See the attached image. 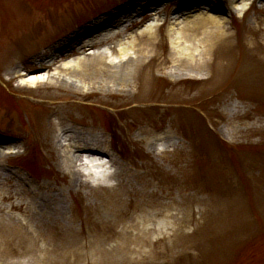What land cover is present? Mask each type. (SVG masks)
Here are the masks:
<instances>
[{
  "label": "rangeland",
  "instance_id": "1",
  "mask_svg": "<svg viewBox=\"0 0 264 264\" xmlns=\"http://www.w3.org/2000/svg\"><path fill=\"white\" fill-rule=\"evenodd\" d=\"M242 2L250 3L244 17L232 12V0H0V147L13 153V168L32 182L45 179L37 183L46 188L66 186L79 170L87 174L79 165L59 168L39 140L41 120L63 108H47L57 90L31 93L20 84L23 77L10 72L18 68L47 82L48 68L69 62L83 72L73 79L77 88L66 94L73 98H66L70 108L61 115L81 134H69L71 141L66 135L69 142L58 152L66 161L68 143L100 133L107 140L103 149L126 166L141 165L150 176L136 181L150 180L159 192V204L150 206L153 222L142 228L83 225L55 233L32 227L31 215L27 220L16 212L22 222L12 226L0 217V264H264V0L235 1ZM128 19L142 24L123 35L118 51L134 57L132 36L155 23L153 42L172 64L123 92L117 66L110 64L126 55L99 45L76 54L69 45L79 35L92 43L97 30L108 33L122 21L126 28ZM190 29L200 32L190 36ZM150 48L141 64L149 63ZM43 55L53 57L44 69ZM102 64L111 73L101 76ZM153 137H159L154 151ZM81 180L67 202L74 217L95 219L99 213L91 210L106 208L107 186L92 188L95 178L88 175ZM89 230L104 239L82 246Z\"/></svg>",
  "mask_w": 264,
  "mask_h": 264
},
{
  "label": "bare ground",
  "instance_id": "2",
  "mask_svg": "<svg viewBox=\"0 0 264 264\" xmlns=\"http://www.w3.org/2000/svg\"><path fill=\"white\" fill-rule=\"evenodd\" d=\"M235 1L236 0H232L231 3L232 12H234V14L240 15L241 17H244V15L250 8L248 7V4L250 5V3H244L246 2L244 1L236 5ZM193 17L207 18L204 17V14H196ZM126 21H128V23L124 25V27L127 26L126 28L121 27V24L124 23V21H122L118 24V26H113V28H119L111 29V31L108 33H106L107 31H104L103 29L97 30L96 35L92 36V43L87 41V39L81 38L79 35V37L74 38V41L72 43L70 42L69 47L70 49H74L76 54H84L88 46L93 47L95 45H99L100 47H107V49L111 51V54L125 56V51L124 53L118 51V47L121 46V43L124 39L123 35L128 34V32H133L136 27H140V25L142 24L141 21L139 22L136 19H128ZM210 23L212 27L217 24L214 21H211ZM158 26L159 24L148 23L144 27L145 31L143 30V32L136 33L134 36H132V39L137 43L133 46L135 50L134 57H129L126 55L118 64H110V66H117V71L119 73L118 80L121 83V90L123 92H125L124 89L133 88V85H129V88H125V86L127 84H133L135 80H139V82L140 80H143L144 85H146L148 79L153 80V78H155V72H159L160 70L163 71L165 68L169 67V64H172V61H170L166 57H162L158 50V47L153 42L156 39L155 29ZM185 26L191 27L189 23L185 24ZM218 29L219 30H217V32L222 30L220 26ZM198 32H200L198 29H190L188 31V34L191 36L197 34ZM180 35L182 36V34ZM150 46L154 50L153 55L149 57L150 61L148 64H141L138 59L146 56V53L151 49ZM98 53L101 59L109 60V57L107 55H103L104 52L99 51ZM43 56L44 57H41L40 61L46 59L47 60L42 61L39 65V67H43L42 69H44V66L47 65L46 62H48V59L50 57L53 59L52 56H50L49 58L46 55ZM55 61L56 59L53 62ZM129 66H131L132 69H130L131 67ZM48 69L49 78L47 82H42V76L26 75L24 73H20L17 71L18 68L11 69L10 72L15 73L18 77H23L20 84L23 88H29V92L31 93H33V90L38 87L40 89L44 88L48 91H50L51 89L57 90L58 95H51L54 98H50L49 100H51L52 102L48 101L47 103L48 110L54 112L56 109L61 107L70 108L66 105V102L64 103V101L66 100V98L71 99L73 97L66 94H69L68 92H72L75 90V88H77L76 86L78 83L73 79L78 78L83 70L80 72L77 67H74V65L69 62L63 63L60 68ZM108 70L109 69L104 64H102L99 66L97 72L101 73V76H104L107 72L111 73ZM82 78L85 79V76H83ZM62 90L67 93H63L65 95H61L59 92H61ZM38 92L39 91H37L35 94L38 95L39 98L46 97L44 95H39ZM69 103L73 104L74 102L70 101ZM73 106L75 105L73 104ZM63 108L56 111L53 116H46L44 119L45 121L41 120L39 140L42 143L44 138L47 144L46 149L50 156L53 159L57 157L58 161L61 162L58 163L59 168L62 169L65 165L70 169L75 165L82 166L83 168H86L88 170L86 175L91 176V178H95L96 183H90L92 185V188L95 186H107V188H104L108 190L106 199L104 201L106 208L101 206V208L103 209L102 211L101 208L97 206L93 207V209L91 210L92 213H99L97 217H95V219L90 214H87L85 217H74L73 213H71V207L69 206L67 199L68 195L78 192L77 187L78 185L80 187L79 183H82L81 177L86 176L85 173L79 170V176L69 180L66 186L64 185L61 187L46 188L43 184L37 183L40 182V180L44 182L45 179L42 178L40 180H36V182H32L25 176H23L20 172L15 170V167L13 168L9 160L13 153L4 152L6 149L0 147V217H4V219H2L1 221H3L8 226H12L16 222H22L21 215L26 216L27 220H29V215H31L32 222L34 223L32 227L42 230H50L55 233H61L65 231L69 232L71 230L73 231L83 225L88 226L89 228L109 225V230H113L121 223H123V227L142 228L153 222V217L156 214V210L150 208V206L152 202L153 205L159 204V192L155 188L156 185H154L149 179V181H146L144 183L137 182L144 181L147 177L150 176V172H147L146 169H144L139 164L134 166H126V164H122V162L114 159L110 153L103 149L107 143V140L105 139V137H102L100 133L93 132V137L89 138L79 137L75 140V143L72 146L68 143L66 145V148L68 149V151H70L67 154L65 161L62 156L64 152H58V150H62V146L65 147V143L68 141L66 135L70 140L69 134H75V130H78L74 129L77 127L70 121V119L64 121V118L61 115ZM92 125L94 126V124ZM78 134L81 133L79 132ZM17 138L23 139L19 135L17 136ZM154 139L155 142H149L151 143L150 148L153 151L155 149L156 141L159 140V137H153V141ZM22 143L23 141H21L20 145H22ZM170 144L171 141L170 139H168L166 145L170 146ZM21 148L26 151L27 145L25 144L24 146H21ZM15 157L21 156L16 155ZM106 159H108V161L103 162V160ZM152 167L157 170V167L153 164L148 165L149 169ZM164 170L167 175L170 173L169 169ZM113 180L116 182V184H114L113 186H111V184H108V182ZM167 180H165V183H167L168 187L166 191L167 193L165 191L164 192L168 202L165 205V209L166 217L170 218L172 214V203L170 201V178H167ZM100 181H104L105 184H100ZM42 189H46V192L42 191ZM16 212L20 213L21 215L19 216L18 214H16ZM89 231L92 232V235L89 232L91 236H84V238L79 241L82 246H89L94 242L102 241L104 239L103 235L98 236V234H96L94 231Z\"/></svg>",
  "mask_w": 264,
  "mask_h": 264
}]
</instances>
